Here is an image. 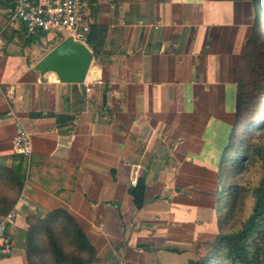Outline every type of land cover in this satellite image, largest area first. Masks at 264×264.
<instances>
[{
    "label": "crops",
    "instance_id": "obj_1",
    "mask_svg": "<svg viewBox=\"0 0 264 264\" xmlns=\"http://www.w3.org/2000/svg\"><path fill=\"white\" fill-rule=\"evenodd\" d=\"M12 7L0 0V216L16 192L15 115L33 151L16 198L24 192L30 203L8 229L0 264H30L27 217L56 208L88 236L93 264H172L192 239L196 248L199 216L217 222L215 207L198 204L197 182L207 171L218 181L238 93L264 53L253 2L93 0V24L107 33L83 83L35 69L58 35H36L48 41L36 47L10 22ZM141 177L138 208L131 188Z\"/></svg>",
    "mask_w": 264,
    "mask_h": 264
},
{
    "label": "trees",
    "instance_id": "obj_2",
    "mask_svg": "<svg viewBox=\"0 0 264 264\" xmlns=\"http://www.w3.org/2000/svg\"><path fill=\"white\" fill-rule=\"evenodd\" d=\"M9 1V0H7ZM254 5L255 35L260 37L264 51V0H251ZM107 28L92 24L85 41L92 48L94 56L100 57L101 49L105 45ZM254 38V36H253ZM264 53L261 55V58ZM258 58L254 63V71L246 78V87L237 96L236 119L231 130L230 140L224 149L218 173L219 189L224 180L222 195L216 192V206L218 197H221V207L217 211L218 236L209 243L211 253L198 260L190 259L188 264H264V167L259 182L253 185L252 190L246 188L236 180L231 183L233 176L243 171L244 163L250 161L252 153L259 155L264 161V145L251 139L257 130L264 129L263 113L254 112L247 120L246 106L253 97H247V92H255L256 83L259 96L264 92V62L256 69ZM264 105V99L262 100ZM258 143V144H257ZM232 145V147H231ZM254 145V146H252ZM16 162L8 169L11 181L15 184L14 196L5 199L1 208L2 215L7 213L14 204L26 179L32 171V155L30 159L18 153ZM146 178L141 177L131 188L135 204L142 208L145 202ZM251 193L253 202L250 213L239 221L238 225L229 228V221L234 219L246 197ZM216 209V208H215ZM1 215V216H2ZM29 229L26 231V251L30 264H93L96 259V249L85 234L81 226L71 213L63 208L48 211L43 216L29 215L27 217ZM70 240L72 250L63 245V239ZM175 250V248H172Z\"/></svg>",
    "mask_w": 264,
    "mask_h": 264
},
{
    "label": "built area",
    "instance_id": "obj_3",
    "mask_svg": "<svg viewBox=\"0 0 264 264\" xmlns=\"http://www.w3.org/2000/svg\"><path fill=\"white\" fill-rule=\"evenodd\" d=\"M13 3L9 20L21 24L27 38L54 33L68 35L85 40L93 24L91 5L93 0H9ZM67 35V36H68ZM66 36V35H65ZM15 115V114H14ZM14 146L19 153L29 159L32 155L31 135L17 115L14 116ZM30 203L24 192L18 197L14 206L0 216V250L10 252L8 229L14 225L18 210Z\"/></svg>",
    "mask_w": 264,
    "mask_h": 264
},
{
    "label": "rangeland",
    "instance_id": "obj_4",
    "mask_svg": "<svg viewBox=\"0 0 264 264\" xmlns=\"http://www.w3.org/2000/svg\"><path fill=\"white\" fill-rule=\"evenodd\" d=\"M68 34L69 32L67 31L66 33H62L58 35L57 38L63 37L65 35L67 36ZM57 38L55 39V43L57 42ZM32 39H33L32 44H35L36 47H40L41 45H43L42 43H44L45 45H47L48 43L46 38H43L41 40L42 43L35 36H33ZM49 43L53 44V42H49ZM263 62H264V56L261 59H259V62H257L256 69L257 68L259 69V67H262ZM259 84H260L259 82L256 83L255 92L246 93L247 97H253L252 100L246 106L245 111L247 114V120L251 118L254 112L263 113L264 111V105L262 103V100L264 99V92L259 96V98H261L260 99L261 101H258L257 99V92L259 94V91H258ZM256 142L264 145V129L261 131L257 130V132L254 134V137H252L251 144H254ZM254 154H255V151H254ZM254 154L252 153L250 161L244 163L245 167L243 168V171L241 173L237 174L238 177L233 176L231 178V183L238 180L239 183L244 184L246 188H249L250 190H252L253 185L259 182L260 178L263 175L264 161L259 155H256L255 157ZM197 183H198V187H197L198 204L206 206L209 210H212L213 207H215L216 210L219 211L221 207L220 205L221 197L220 196L218 197V200H217L218 203L216 206L215 194L217 190L219 189V184L217 182L216 175L213 174L212 171L204 172L203 177ZM221 184L222 185L220 186V190H218L220 193L219 195H222V191L224 190L223 188L225 184L224 180H222ZM252 202H253V198L250 193L246 197L245 201L241 203L240 209L237 211V214L235 215L234 219H231V221H229L228 226L230 229L234 227L232 226L233 223L237 226L241 219L246 218L248 216V214L250 213ZM200 216H202V214ZM200 216L198 220L199 230H198V236H197V241H196L197 242L196 248H195V241L194 239H192V245L190 247L191 249L190 252L184 254L183 256H176L175 259H172L171 261L172 264H183L185 259H187L188 262L190 259L198 260L204 256H207L208 254L212 252L211 247L209 246V243L214 242L216 240L218 233H219L218 225L215 220H213V222H211L210 224L209 223L205 224L204 220L202 221V219L204 218L206 219V216H202V217ZM63 245L65 246L66 249L72 250L73 246L71 245L70 240L68 238L63 239Z\"/></svg>",
    "mask_w": 264,
    "mask_h": 264
},
{
    "label": "water",
    "instance_id": "obj_5",
    "mask_svg": "<svg viewBox=\"0 0 264 264\" xmlns=\"http://www.w3.org/2000/svg\"><path fill=\"white\" fill-rule=\"evenodd\" d=\"M94 59L88 44L71 35L57 38L54 47L36 64L38 71L55 72L62 82L83 83Z\"/></svg>",
    "mask_w": 264,
    "mask_h": 264
}]
</instances>
